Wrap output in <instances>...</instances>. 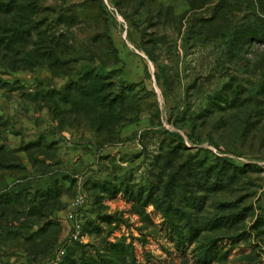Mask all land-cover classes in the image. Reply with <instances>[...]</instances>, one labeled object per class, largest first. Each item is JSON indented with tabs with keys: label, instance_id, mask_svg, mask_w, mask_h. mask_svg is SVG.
<instances>
[{
	"label": "rangeland",
	"instance_id": "obj_1",
	"mask_svg": "<svg viewBox=\"0 0 264 264\" xmlns=\"http://www.w3.org/2000/svg\"><path fill=\"white\" fill-rule=\"evenodd\" d=\"M0 264H264V0H0Z\"/></svg>",
	"mask_w": 264,
	"mask_h": 264
},
{
	"label": "built area",
	"instance_id": "obj_2",
	"mask_svg": "<svg viewBox=\"0 0 264 264\" xmlns=\"http://www.w3.org/2000/svg\"><path fill=\"white\" fill-rule=\"evenodd\" d=\"M68 216H69V218H70V220H71V222H72V225H73V227H74V232H73V234H72V237H73V238H76L77 232H78V230L80 229V225H79L78 221L76 220V218L74 217V215H72V214L70 213ZM59 253H60V254L63 253V250H60Z\"/></svg>",
	"mask_w": 264,
	"mask_h": 264
}]
</instances>
